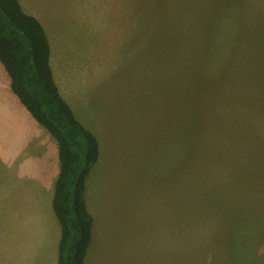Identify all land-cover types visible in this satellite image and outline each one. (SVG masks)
Instances as JSON below:
<instances>
[{"label":"rangeland","instance_id":"rangeland-1","mask_svg":"<svg viewBox=\"0 0 264 264\" xmlns=\"http://www.w3.org/2000/svg\"><path fill=\"white\" fill-rule=\"evenodd\" d=\"M203 1L66 0L51 65L58 81H74L61 87L65 100L102 145L89 264H226L228 210L252 198L264 208V181L254 182L264 166V0H242L235 29L223 8L208 30ZM207 53L209 72L221 64L224 77L187 170L185 74ZM246 229L233 262L264 264V231L247 239ZM3 238L1 216L0 264Z\"/></svg>","mask_w":264,"mask_h":264},{"label":"trees","instance_id":"trees-1","mask_svg":"<svg viewBox=\"0 0 264 264\" xmlns=\"http://www.w3.org/2000/svg\"><path fill=\"white\" fill-rule=\"evenodd\" d=\"M209 1H203L207 7L204 14L198 17L201 25H206L208 30L209 23L218 19L215 15L226 8L228 27L235 29L243 1L236 0L234 9L233 0H228L230 5L227 7L224 6L227 0H215L214 4H209ZM208 53L206 56H197L185 74L187 170L199 156L203 131L211 127L207 118L208 109L211 103L214 104L213 98L217 97L219 79L224 77L220 75L224 66L219 60L220 66L216 64L209 72L205 61ZM0 61L11 78L13 92L59 142L61 171L53 200L55 213L62 226L59 264H85L94 222L87 208L86 180L100 158V142L97 135L79 121L59 92L51 66V44L45 28L38 18L25 12L19 0H0ZM198 140L199 144H196ZM254 170V182L261 186L264 166L261 173L258 165ZM250 185L249 189L259 188ZM255 194L263 196L260 192ZM242 201L243 204L231 208L226 214V264L233 262L239 227L247 228V239L261 233L258 228L264 231V214L261 213L264 208L259 200L252 198Z\"/></svg>","mask_w":264,"mask_h":264},{"label":"crops","instance_id":"crops-1","mask_svg":"<svg viewBox=\"0 0 264 264\" xmlns=\"http://www.w3.org/2000/svg\"><path fill=\"white\" fill-rule=\"evenodd\" d=\"M19 1L26 13L41 21L52 42L61 31L66 0ZM44 19L49 23L50 30ZM106 28L107 20L103 19L100 30ZM54 79L65 99L61 87L65 90V84L74 81H58L55 73ZM67 102L72 107L68 99ZM100 149V158L86 180L87 208L94 222L85 264H89L91 249L95 250L98 244L97 211L102 220L104 210L103 204L99 207L101 201H98V208H92L89 194L92 172L102 157L101 144ZM60 171L58 140L18 99L12 90L10 76L0 64V218L2 216L4 230L3 264H59L62 226L55 213L53 200Z\"/></svg>","mask_w":264,"mask_h":264}]
</instances>
